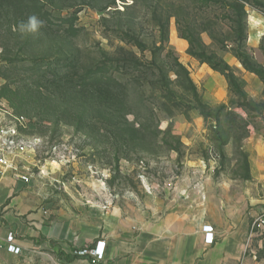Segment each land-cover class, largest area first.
I'll return each mask as SVG.
<instances>
[{
  "label": "rangeland",
  "instance_id": "obj_1",
  "mask_svg": "<svg viewBox=\"0 0 264 264\" xmlns=\"http://www.w3.org/2000/svg\"><path fill=\"white\" fill-rule=\"evenodd\" d=\"M13 11L0 5V110L42 141L26 158L33 203L112 209L164 187L185 159L248 171L244 146L264 136V0H26ZM77 74L100 98L73 90ZM53 144L67 162L48 160Z\"/></svg>",
  "mask_w": 264,
  "mask_h": 264
},
{
  "label": "crops",
  "instance_id": "obj_2",
  "mask_svg": "<svg viewBox=\"0 0 264 264\" xmlns=\"http://www.w3.org/2000/svg\"><path fill=\"white\" fill-rule=\"evenodd\" d=\"M244 150L242 176L185 159L173 190L154 185L145 199L134 195L112 209L33 203L24 181L0 171V264H90L91 256L79 252L100 241L105 256L98 264H264V236H251L264 211V136L254 135ZM32 163L25 159V168ZM205 226L213 228L211 245ZM10 233L20 254L7 249Z\"/></svg>",
  "mask_w": 264,
  "mask_h": 264
},
{
  "label": "built area",
  "instance_id": "obj_3",
  "mask_svg": "<svg viewBox=\"0 0 264 264\" xmlns=\"http://www.w3.org/2000/svg\"><path fill=\"white\" fill-rule=\"evenodd\" d=\"M24 118L13 116L6 110H0V171L14 172V176L24 182L30 178V168H25V159L35 156L42 148L41 139H29L22 133ZM69 149L65 146L53 144L46 156L52 163L68 161ZM22 169V171H21ZM176 177L172 176L165 182V187L173 190ZM205 243L208 245L214 242V233L211 226L203 228ZM264 236V211L258 215L251 225V236ZM15 235L10 233L7 236V249L10 253L20 254L21 249L14 245ZM79 255H90V264H98L104 260L105 243L97 242L95 249L80 251Z\"/></svg>",
  "mask_w": 264,
  "mask_h": 264
},
{
  "label": "trees",
  "instance_id": "obj_4",
  "mask_svg": "<svg viewBox=\"0 0 264 264\" xmlns=\"http://www.w3.org/2000/svg\"><path fill=\"white\" fill-rule=\"evenodd\" d=\"M0 5H2V6H5V7H7V8H11L12 10H14L13 12L16 14V13H18V12H21V11H23L24 10V8H25V6H26V0H0ZM211 61V60H210ZM117 63V62H116ZM115 63V64H116ZM134 64H132V66H133ZM118 66V65H117ZM152 66H154V68H156L157 70H158V73L159 74H161L162 73V70L159 68V67H157V66H155L154 64L152 65ZM149 69H151V71H152V67H149ZM77 78L79 79V80H77V81H79V82H77L76 80H74L75 81V87H74V91H76V87L77 86H79V91L82 93V94H84L86 91H89V89H92V88H94V89H92L93 91H91V93L90 94H92V95H94L95 97H97V98H100V96H98L96 93H99L98 91H97V89H95V87L97 86V85H99V83L98 82H93V81H91V80H87V78L85 77V74L84 75H82V76H80L79 74H77ZM232 81V83L234 82V80L232 79L231 80ZM115 87V88H114ZM117 87L116 86H114V85H111L110 86V88H109V90H111V91H114V90H116V92H119V91H121L120 89H116ZM119 90V91H118ZM96 92V93H95ZM89 94V93H88ZM114 99V98H113ZM245 101H246V99H245ZM201 107H202V110L204 109L203 107H205V106H203L202 104L200 105ZM222 108H224V107H222ZM202 113H204V112H202Z\"/></svg>",
  "mask_w": 264,
  "mask_h": 264
},
{
  "label": "clouds",
  "instance_id": "obj_5",
  "mask_svg": "<svg viewBox=\"0 0 264 264\" xmlns=\"http://www.w3.org/2000/svg\"><path fill=\"white\" fill-rule=\"evenodd\" d=\"M33 26L35 27V21H34V19H33Z\"/></svg>",
  "mask_w": 264,
  "mask_h": 264
},
{
  "label": "snow or ice",
  "instance_id": "obj_6",
  "mask_svg": "<svg viewBox=\"0 0 264 264\" xmlns=\"http://www.w3.org/2000/svg\"><path fill=\"white\" fill-rule=\"evenodd\" d=\"M129 2H131V0H129Z\"/></svg>",
  "mask_w": 264,
  "mask_h": 264
},
{
  "label": "bare ground",
  "instance_id": "obj_7",
  "mask_svg": "<svg viewBox=\"0 0 264 264\" xmlns=\"http://www.w3.org/2000/svg\"><path fill=\"white\" fill-rule=\"evenodd\" d=\"M53 164H55V163H53ZM57 164V163H56Z\"/></svg>",
  "mask_w": 264,
  "mask_h": 264
}]
</instances>
